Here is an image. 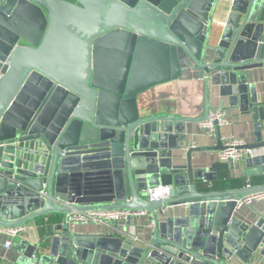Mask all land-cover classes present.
I'll return each instance as SVG.
<instances>
[{
    "label": "water",
    "instance_id": "1",
    "mask_svg": "<svg viewBox=\"0 0 264 264\" xmlns=\"http://www.w3.org/2000/svg\"><path fill=\"white\" fill-rule=\"evenodd\" d=\"M218 8L228 14L215 44ZM182 55L201 69L207 92L250 115L255 140L243 148L257 153L244 159L245 173L263 174L264 102L250 76L264 67V0L0 3V226L62 217L38 243L14 245L18 264H250L264 256V215L249 217L237 202L264 186L207 184L201 154L213 147L187 143L209 98L198 118L141 100L182 75ZM217 136L224 150L220 129ZM157 186L169 193L151 201ZM100 209L147 211L149 235L79 231L66 220Z\"/></svg>",
    "mask_w": 264,
    "mask_h": 264
},
{
    "label": "crops",
    "instance_id": "2",
    "mask_svg": "<svg viewBox=\"0 0 264 264\" xmlns=\"http://www.w3.org/2000/svg\"><path fill=\"white\" fill-rule=\"evenodd\" d=\"M3 0H0V3ZM223 3V2H221ZM228 11L227 9H216L214 12V31L211 38L212 43H217L219 40L222 26L219 23L225 22ZM251 81L255 83L258 89L259 100L264 102V67L251 71ZM141 100L145 103L153 104L158 109L170 108L172 111L182 115L201 117L205 114L206 100H210V110L225 108L229 114L230 123L220 127V132L226 137L242 138L246 143L254 142L255 136L250 115L241 114L239 108L227 109L222 105L217 94L207 92L204 76L201 69L191 60V58L182 55V75L176 80H170L161 83L141 95ZM140 100V101H141ZM142 103V102H141ZM142 109H146L143 104ZM141 109V108H140ZM190 129V139L187 142L190 145L213 147L212 150L205 151L202 155L204 158V166L208 168L209 185H216L223 189H241L247 185V180H250L252 187L264 186V173L247 175L245 173L246 166L242 161L240 164L231 166L230 162L221 160L220 150L218 146L217 133H210L204 130L200 122L188 125ZM218 129V130H219ZM253 152L252 155L256 154ZM206 184V185H207ZM244 214L249 217H259L264 215V199L256 200L251 206H242L239 208ZM59 214H52L47 217H39L24 224L20 234L13 238L4 231L0 232V257L3 260L2 264H18V251L14 245L22 240H28L31 243H38L43 236L40 233V225L61 220ZM77 230L96 231L117 236L123 235L121 230L128 232L136 241L141 238H147L151 229L149 214L135 218L130 224L122 225L120 222H115L113 225L101 224L97 222L76 223L72 224ZM12 240L10 248L6 247V241ZM241 264V263H237ZM250 264H264V256L257 254Z\"/></svg>",
    "mask_w": 264,
    "mask_h": 264
},
{
    "label": "built area",
    "instance_id": "3",
    "mask_svg": "<svg viewBox=\"0 0 264 264\" xmlns=\"http://www.w3.org/2000/svg\"><path fill=\"white\" fill-rule=\"evenodd\" d=\"M230 118L226 109L218 108L210 110L207 117L200 122L201 127L214 134L218 129L224 125L229 124ZM224 150L220 151L221 160L226 162H233L234 164H240L248 155H252L254 150L245 149L243 146L246 142L242 138L226 137L223 136ZM246 187H252L250 180H247ZM169 193L168 187L157 186L150 188L147 191V198L151 201H158L166 197ZM264 192H257L250 195L241 197L238 202V207L251 206L256 200H263ZM149 214L145 210H126V209H100L94 211L73 212L66 216V220L70 224L76 223H90L97 222L101 224L111 225L114 221H130V219L139 218ZM23 230L22 227L17 228H5L0 226V232L4 231L13 238L17 237ZM12 240L6 241V247L10 248ZM3 263L0 257V264Z\"/></svg>",
    "mask_w": 264,
    "mask_h": 264
},
{
    "label": "trees",
    "instance_id": "4",
    "mask_svg": "<svg viewBox=\"0 0 264 264\" xmlns=\"http://www.w3.org/2000/svg\"><path fill=\"white\" fill-rule=\"evenodd\" d=\"M48 216H50V215H48ZM50 227H51L50 223H47V224H44V225H40V227H39L40 228V233H41V235L43 237L48 233Z\"/></svg>",
    "mask_w": 264,
    "mask_h": 264
}]
</instances>
